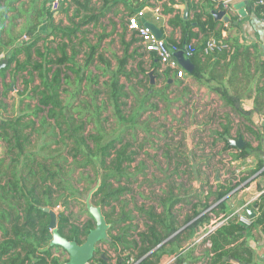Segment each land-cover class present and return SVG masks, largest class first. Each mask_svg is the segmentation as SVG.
Wrapping results in <instances>:
<instances>
[{"label":"trees","instance_id":"trees-1","mask_svg":"<svg viewBox=\"0 0 264 264\" xmlns=\"http://www.w3.org/2000/svg\"><path fill=\"white\" fill-rule=\"evenodd\" d=\"M64 1L67 3L65 8ZM179 1L186 3L188 15L184 18L175 14L168 19V24L179 30L180 38L166 41L177 48L189 45L194 49L188 56L193 64L190 75L199 84L215 81L209 90L216 93L228 109L224 122L220 123L221 130H214V133L224 142V150L236 151L231 160L244 158L249 144L238 148L226 140L225 135L231 134L233 117H236L239 136L247 131L261 140L259 128L254 129L250 111L239 105L240 94L248 84L241 82L240 89L235 88L231 93L218 82L227 70L226 66L222 73L215 67L219 57L226 59L229 56L233 61L240 55L247 59L250 47L256 49V46L240 44L237 37H222V27H217L212 15L222 2ZM256 1L251 3L256 4ZM118 2L62 0L59 10L69 21L62 27L54 24L47 0H0V46H11L8 64L0 71V76L9 70L22 84L21 89H16L19 109L14 113L13 110L7 112L8 104L3 99L7 98L8 91L4 83H0V264H66L67 253L52 243L50 216L43 207L56 209L61 205L63 209L56 210V230L68 240L82 243L95 220L88 214L83 221H72L68 202L73 199L74 192L88 190H91V202L109 224L107 237L100 243H106L107 249L127 251L121 257L123 260L134 253L133 257L138 260L136 264H156L163 253L173 252L174 246L181 247L199 223H208V212L218 217L222 211L223 216L216 219L220 224L203 239V242H209V248L205 250L201 264H232L229 259L249 262L251 251L242 241L245 226L225 215V200L239 183L263 167L261 162L249 170L248 175L235 181L229 171V179L214 186L208 183V174L201 170L203 164L208 165L207 161L197 160L198 163L192 165L193 160L198 159L192 149L190 156L176 150L175 155L168 157L169 161L175 157L172 175L175 179L177 176L186 179L190 184L195 177L200 181L199 187L181 196L175 184L170 183L163 195L152 203L138 206L143 229L126 209L128 202L123 199L132 193L131 186L138 181L139 175L142 178L146 175L144 162L136 161L142 145L134 144L140 129L151 130L142 116L158 108L159 100L151 101L153 97L169 104L172 100L164 91L173 85H182L184 80L169 69L160 70L159 60L153 53H138L134 43L139 39L122 19L121 30L117 33L121 55L112 53V61L105 58L101 49L102 40L118 29L112 17L108 18L111 32L99 33L94 42L87 39L88 30L81 27L89 24L97 27L108 14L116 16ZM71 5L76 6L69 14ZM255 8L259 11L258 6ZM125 9L128 11L124 16L127 22L126 18L133 10ZM75 18L79 20L75 21ZM47 19L51 34L59 39L57 42L54 38L45 41L46 36L40 32L43 20ZM129 31L131 38L127 39ZM199 32L204 38L195 45L192 39L197 38ZM211 42L216 46L209 49ZM79 47L85 49L81 60H78ZM213 55L219 57L212 64L207 80H203L204 71L209 67L207 59ZM133 61L134 67L131 66ZM92 66L98 72H93ZM148 71L163 80L161 89L147 86L150 83ZM262 75L264 77V71ZM133 79L136 82L132 85ZM137 85L143 87L144 94L138 93ZM263 99L264 84L256 87L253 96V110L262 115ZM12 101L15 102L14 97ZM110 118L121 128L116 135L105 139L104 123ZM182 175L186 177L182 178ZM263 200L264 193L257 204L260 211H263ZM262 216L256 219L257 223L263 221ZM107 249L96 248L92 263L107 264L101 256H107Z\"/></svg>","mask_w":264,"mask_h":264},{"label":"rangeland","instance_id":"rangeland-1","mask_svg":"<svg viewBox=\"0 0 264 264\" xmlns=\"http://www.w3.org/2000/svg\"><path fill=\"white\" fill-rule=\"evenodd\" d=\"M127 12L128 11L119 12L116 16L112 17L118 24V29L116 33L105 37L101 42V49L104 50V56L108 60L112 61V53L121 55V45L117 33L121 30L119 27L120 20L122 19L125 22L124 16ZM52 17L55 25L63 27L69 24L66 14L61 10L56 14H53ZM78 20L79 18H75V21ZM48 22L49 19L45 21L42 29V34L46 36L45 41L54 38L56 40L55 42H57L59 39L55 38L54 34H51V27ZM81 29L88 30L85 35L89 41L94 42L99 33L111 32V24L109 23V19H103L100 26L96 27L89 24L81 27ZM78 34L81 36L80 33ZM130 38L131 32L129 31L127 33V39ZM54 45L55 43H53V46ZM134 47H138V53H143L139 41L134 43ZM79 49L80 54L78 60H81L85 49L84 47H79ZM4 57L7 58V54L1 53L0 60ZM144 60L148 63V58L145 57ZM134 65L135 61L131 62V66L134 67ZM146 67H148V64H146ZM90 69L93 70V72H98L96 69H93V66ZM148 76L150 78V83H147V86L152 85L157 89L162 88V79L156 77L151 71H148ZM12 80L14 81L9 71L5 84L6 88L8 86L12 91L11 94L7 95L4 102L8 104L7 112L13 110L14 113H18L19 107L16 103L18 101L16 89H21L22 84L21 80H19L18 83H12ZM135 82L136 81L133 79L132 85L135 84ZM35 83H37V80L33 82V84ZM186 84L187 83H183L179 86L173 85L164 91L169 93L168 97L172 100L169 104L158 99V97H153L151 101L156 102L159 100L158 108L152 110V112H146L142 116L143 120L149 123L151 130L148 132L140 129L136 135L134 144L137 146L140 144L142 145L136 161L142 160L144 162V173L146 175L145 178H142L141 174L139 175L138 181L131 186L132 193H129L123 199L128 202L126 209L130 210L131 214L136 218L140 229H143V219L140 218V213L136 209L138 206L143 205V203L146 205L152 203L158 196L163 195V192L167 189V186L170 183L175 184L177 191L181 196H184L185 193L190 194L192 188L199 187L200 185V181L195 180L197 179L195 177L192 184H190L189 182L187 183L186 179L178 178L177 175V179H175V175H172L171 171L175 165V157L172 158L171 161L168 160L170 159L168 157L175 155L176 150H180V152L187 153V155L190 156L192 149V152L198 157V159L193 160L192 165L197 164V160L208 162L207 166L206 163L202 165L201 170L202 173L205 172L208 174L207 180L210 185H215L219 181L225 183L229 179V175L224 173L236 169L234 167L236 163L234 160H231L232 155L236 154V151L231 149L224 150V142L214 133V130H221L220 123L224 122V116L228 113L227 107L223 106L215 93L204 90L200 91L197 87H186ZM14 85L15 87L13 90ZM136 89H138V93L144 94L142 86H138ZM12 97L15 98V102L12 101ZM232 117L233 116L231 115V118ZM233 118L231 134L225 135L226 140L230 143H233L239 138V135L236 133L239 122L236 117ZM104 127L105 132L107 133V135H104L105 139L116 135L121 128V126L113 122L111 118L109 119V122L104 123ZM261 130H264V128L262 127ZM261 130L258 129V132L262 133ZM240 137L244 141V146L249 144V147L247 146L246 148L247 156L243 158L242 161H248L251 157H255V159L259 160L264 167V156L260 154V152L263 151L260 141L245 132ZM252 144L254 146H252ZM202 148H204L203 152H201ZM1 152L2 148L0 147V153ZM207 157H209L208 160L206 159ZM254 167L255 165L253 168ZM238 169L239 168H237V171L235 170L234 173L232 172L235 176L234 180H238L240 176H246V174L240 175V170ZM167 175L169 176L167 177ZM182 176V178L186 177V175ZM157 180L161 181L156 182ZM90 192L91 190L83 191L82 193L74 192L73 199L70 200V203L68 202V211L71 212L70 216L72 221H83L88 217V214L94 218V215L100 211L99 208L94 206L91 202ZM59 209L61 210L63 207L58 205L56 209L53 210L56 212V210ZM202 223L203 222L199 223L197 227L201 226ZM107 225L109 226V224ZM103 244L106 243H101L100 245ZM107 246L108 245H106V247ZM110 249L113 250V248ZM131 255L135 257L134 253ZM94 263L90 262V264Z\"/></svg>","mask_w":264,"mask_h":264},{"label":"crops","instance_id":"crops-1","mask_svg":"<svg viewBox=\"0 0 264 264\" xmlns=\"http://www.w3.org/2000/svg\"><path fill=\"white\" fill-rule=\"evenodd\" d=\"M117 4V11L123 12L126 11L125 8H131L133 12L138 9H143L144 14L141 21H146L148 23L154 24L162 31V38L165 40L174 39L178 40L180 38V32L178 29L172 28L168 24V19L175 14H179L181 17H187L188 15V7L186 3H182L179 0H175V2H170V0H118ZM222 2V6L218 10H226L227 14L230 17V22H225L223 20H217V27L221 28V35L223 38L227 37H237L238 42L243 45H255L256 49H252L250 47V55L247 59H243L242 56H238L235 60L230 61L229 56L226 59H222L219 56H211L207 59V66L206 70L203 74V80H207V76L209 75L210 68L212 64L220 58L217 65L216 70L217 72L222 73L223 68L226 66L227 70L222 73V77L218 82L221 85L225 86V88L230 91L231 93L234 91L235 88L238 90L239 86H241V82L243 84H248L245 88H243V92L240 94L239 98V105L244 110L250 111L251 120L254 122L256 127L261 130L264 128V115L256 113L253 110L254 103H253V96L256 92V87H261L264 84V77L262 72L264 71V66L261 67V64L264 62V25L260 23L259 20V12L256 10L255 7L257 5L255 3H251L252 0H246V4L243 6L244 14L241 15L238 10L234 7L236 2L242 0H218ZM227 2V6L223 7V2ZM67 6L66 1H64L63 8ZM76 5H71L69 14L71 10H74ZM158 8V10H156ZM171 8V11H165ZM62 11V10H61ZM210 11V10H209ZM211 12V11H210ZM109 17H113L112 14H108L103 19H108ZM46 19V18H45ZM101 19V20H103ZM45 21L43 20L40 26V32H42L43 24ZM102 23V22H101ZM125 23H127L125 21ZM108 27V26H106ZM196 31L197 28L194 27ZM204 38L203 33L199 32L198 37L192 39V42L196 44H200ZM7 49V50H6ZM11 50V46H0V54L6 53L8 54ZM147 58V57H146ZM20 59H23V56H20ZM257 67L255 68V66ZM235 68V69H234ZM234 69V70H233ZM9 70H7L2 76H0V83H4L6 86V77H8ZM179 79H183L184 83H187V87L193 88L197 87L200 91H210V86L215 85V81H209V84H199L191 75L190 73L185 72L183 77H177ZM231 78V84H230ZM12 79H14L12 77ZM20 80V79H19ZM18 77H15L12 83H18ZM15 85L13 86L14 90ZM8 95L11 94L12 89L7 86ZM213 92V91H211ZM214 93V92H213ZM216 94V93H215ZM3 100H6L3 99ZM221 102V101H220ZM262 106H264V99L261 100ZM222 103V102H221ZM224 106V105H223ZM242 120V119H241ZM260 126V127H259ZM260 136V145L263 149L260 154L264 156V130H261ZM244 133V132H243ZM245 133L253 136L251 133L245 131ZM257 140V139H256ZM252 146H254L252 144ZM251 147V144H250ZM235 151V150H234ZM247 156V155H246ZM245 156V157H246ZM244 157V158H245ZM261 159V158H259ZM243 158H237L234 160L236 165L234 166L237 171L240 170V175H248L249 170H253L259 160L255 159V157H251L248 161H242ZM255 167L253 168V166ZM237 166V167H236ZM248 169V170H247ZM232 169V172L234 171ZM227 171L224 174H229ZM233 175V174H232ZM234 176V175H233ZM241 177V176H240ZM237 179V178H236ZM219 181V180H218ZM235 181V180H234ZM220 183H223L219 181ZM215 186V185H214ZM264 193V167L261 168L254 174H250L248 178L241 183H239L229 194L227 199L225 200L226 210L225 215H227L231 220L239 221L237 215L239 211L241 214H245L251 218L252 222L250 225H245V229L242 231L243 237L242 241L244 245L247 246L251 251V260L249 262H238L235 259H229L232 264H264V200L262 203L263 211L259 210L257 204L260 203V196ZM253 208L252 215L248 213L247 209ZM263 213V216L261 215ZM210 217L209 222H203L201 226L195 228L193 234L186 242L182 244L181 247L174 246V251L171 253H177L178 257L176 261L172 264H201L203 261L204 252L206 249L209 248L207 242H203V239L206 236L209 227L214 226L213 228L217 227L220 222H216L218 217L223 216V212L220 211L218 213V217L215 214L208 212L207 213ZM263 218V221L257 223L256 219L258 217ZM212 228V229H213ZM202 236V238H201ZM106 245V244H105ZM128 252L123 250L119 252L118 263L121 261L124 264L122 256H125ZM163 253L161 256H163ZM160 256V257H161ZM68 257V256H67ZM107 262L109 261L108 255L105 257ZM224 259V258H223Z\"/></svg>","mask_w":264,"mask_h":264},{"label":"built area","instance_id":"built-area-1","mask_svg":"<svg viewBox=\"0 0 264 264\" xmlns=\"http://www.w3.org/2000/svg\"><path fill=\"white\" fill-rule=\"evenodd\" d=\"M62 0H47V9L52 13L56 14L61 6ZM256 5L259 7V20L262 25H264V0H257ZM227 6V2H223V7ZM158 10V8H156ZM144 14L143 9H138L129 16H127V26L129 30L135 31V35L139 39V44L141 46V49L146 52L147 54L153 53L155 57L159 60L161 69L165 70L169 69L172 72H175L176 77H183L185 74V70L179 65L176 58L174 57L173 53L179 49H183L185 56H189L194 49L191 48L189 45H186L184 48H177L175 45L169 44L164 38L157 37L153 31L150 29V27L146 24H144L143 21H141ZM216 44L214 42H211L208 44V48L211 49L215 47ZM238 212V219L245 225H250L252 220L250 217H248L245 214H241ZM214 226L209 227V231ZM208 231V232H209ZM205 237V236H203ZM202 238V236H201ZM207 242V245L209 246V242ZM101 249H107L106 245H99ZM107 255L109 257V261L107 264H118V251L107 249ZM178 257L177 253H167L161 256L156 264H172L176 261ZM124 264H136L137 259H135L133 256L124 258L123 260Z\"/></svg>","mask_w":264,"mask_h":264},{"label":"water","instance_id":"water-1","mask_svg":"<svg viewBox=\"0 0 264 264\" xmlns=\"http://www.w3.org/2000/svg\"><path fill=\"white\" fill-rule=\"evenodd\" d=\"M246 0H242L236 2L234 7L238 10V12L243 15L244 10L243 6L246 4ZM212 15L217 20H223L225 22H230V17L227 14L226 10H214L212 11ZM144 24L148 25L153 33L157 37H162V31L156 27L154 24L143 21ZM179 65L187 72L191 73L193 70V64L189 57L185 56L183 49H179L173 53ZM8 64V59L6 57L0 60V71L5 68ZM232 143V142H231ZM234 146L238 148H242L244 146V141L239 136L238 140L232 143ZM43 210L47 211L50 216L49 227L52 230V243L56 246L61 247L68 255V261L66 264H88L89 261L92 260L97 245L100 241L104 240L107 237L108 225L103 214L99 211L94 215L95 225L94 227L87 233L82 243H77L73 240H68L64 236H62L56 230V212L49 207H43ZM248 213L252 215L253 210L251 208L247 209ZM104 258V256L102 255Z\"/></svg>","mask_w":264,"mask_h":264},{"label":"flooded vegetation","instance_id":"flooded-vegetation-1","mask_svg":"<svg viewBox=\"0 0 264 264\" xmlns=\"http://www.w3.org/2000/svg\"><path fill=\"white\" fill-rule=\"evenodd\" d=\"M100 244H101V243H99V244L97 245V248L99 247ZM99 248H100V247H99ZM67 256H68V255H67ZM101 256H102V255H101ZM103 256H104V255H103ZM105 257H106V256H104V259H106ZM90 262H92V260L89 261L88 264H90ZM94 264H95V263H94ZM97 264H100V263H97Z\"/></svg>","mask_w":264,"mask_h":264}]
</instances>
